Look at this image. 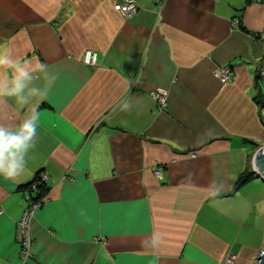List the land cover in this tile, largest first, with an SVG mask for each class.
<instances>
[{
	"label": "crops",
	"instance_id": "1",
	"mask_svg": "<svg viewBox=\"0 0 264 264\" xmlns=\"http://www.w3.org/2000/svg\"><path fill=\"white\" fill-rule=\"evenodd\" d=\"M122 1L137 11L124 17ZM263 54L264 1L0 0V57L51 78L27 105L0 96L10 128L38 105L23 173L0 179V264H22L15 225L39 170L27 264H254L264 180L234 186L264 145ZM220 66L234 78L220 83ZM12 74L0 65V84Z\"/></svg>",
	"mask_w": 264,
	"mask_h": 264
},
{
	"label": "clouds",
	"instance_id": "2",
	"mask_svg": "<svg viewBox=\"0 0 264 264\" xmlns=\"http://www.w3.org/2000/svg\"><path fill=\"white\" fill-rule=\"evenodd\" d=\"M0 65L8 66L13 73L8 81L0 84V96L14 98L20 106L29 104L34 97H45L47 83L43 87L35 83L41 75L45 81L50 82L45 65L33 68L7 57H0ZM37 108L38 105H34L32 113L15 127L0 125V179L15 180L23 173L26 156L34 146L33 140L38 128Z\"/></svg>",
	"mask_w": 264,
	"mask_h": 264
},
{
	"label": "built area",
	"instance_id": "3",
	"mask_svg": "<svg viewBox=\"0 0 264 264\" xmlns=\"http://www.w3.org/2000/svg\"><path fill=\"white\" fill-rule=\"evenodd\" d=\"M157 5H161L164 0H153ZM256 2L264 0H254ZM114 9L122 14L124 17H130L133 15L138 7L134 3L129 2H117L114 4ZM234 26H238V21L233 22ZM260 66L257 67L256 74L262 84H264V54L261 57ZM82 64L85 66H95L97 63V52L95 50L87 49L81 58ZM215 76L220 83H226L234 78L233 70L230 66H220L215 70ZM151 96L157 107L163 108L166 104V92L163 90L151 92ZM154 174L159 178L161 175L162 166L155 164L152 168ZM40 179L46 182V175L40 173ZM34 185H32V188ZM25 200L27 204L24 206L21 216L15 225V240L19 245V257L22 264H26L30 258V248L32 245V239L30 236V222L34 216V212L42 205V200H32L29 194H25ZM235 256L233 254H225L222 262L224 264H234Z\"/></svg>",
	"mask_w": 264,
	"mask_h": 264
},
{
	"label": "trees",
	"instance_id": "4",
	"mask_svg": "<svg viewBox=\"0 0 264 264\" xmlns=\"http://www.w3.org/2000/svg\"><path fill=\"white\" fill-rule=\"evenodd\" d=\"M40 173L41 171L39 170L33 177V179L24 186V190H25V194H29L30 198L32 200H42L47 192V185L46 182H43L40 179ZM251 176H253L252 173L249 172H244L243 174H241L234 186V190H237L241 185H243ZM32 185H34V187L32 188ZM24 194V196H25ZM27 204V201H26ZM32 239V238H31ZM30 256H31V252H30ZM21 260V259H20ZM27 264V263H26Z\"/></svg>",
	"mask_w": 264,
	"mask_h": 264
},
{
	"label": "water",
	"instance_id": "5",
	"mask_svg": "<svg viewBox=\"0 0 264 264\" xmlns=\"http://www.w3.org/2000/svg\"><path fill=\"white\" fill-rule=\"evenodd\" d=\"M264 87V84L260 83ZM253 175L264 180V146H259L252 157ZM254 264H264V245L255 259Z\"/></svg>",
	"mask_w": 264,
	"mask_h": 264
},
{
	"label": "rangeland",
	"instance_id": "6",
	"mask_svg": "<svg viewBox=\"0 0 264 264\" xmlns=\"http://www.w3.org/2000/svg\"><path fill=\"white\" fill-rule=\"evenodd\" d=\"M258 77V76H257ZM259 79V78H258ZM261 83V82H260ZM262 88H263V92H264V87L262 86ZM264 146V145H263ZM156 176V175H155Z\"/></svg>",
	"mask_w": 264,
	"mask_h": 264
}]
</instances>
